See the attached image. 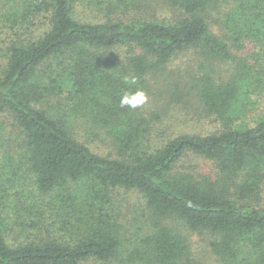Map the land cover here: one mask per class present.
I'll return each instance as SVG.
<instances>
[{
  "label": "trees",
  "instance_id": "1",
  "mask_svg": "<svg viewBox=\"0 0 264 264\" xmlns=\"http://www.w3.org/2000/svg\"><path fill=\"white\" fill-rule=\"evenodd\" d=\"M161 2L172 20L141 18L134 0H0L13 30L0 50V264H206L180 225L206 233L219 264H264V0ZM183 52L193 62L166 73ZM163 68L168 102L149 94ZM137 87L149 103L121 107ZM182 107L215 131L165 138L158 123ZM101 133L118 158L85 143ZM188 156L212 160L214 179ZM117 188L146 202L124 223Z\"/></svg>",
  "mask_w": 264,
  "mask_h": 264
},
{
  "label": "rangeland",
  "instance_id": "2",
  "mask_svg": "<svg viewBox=\"0 0 264 264\" xmlns=\"http://www.w3.org/2000/svg\"><path fill=\"white\" fill-rule=\"evenodd\" d=\"M136 1V5L140 8L139 15L141 18L145 17H151L153 19H166V20H172L174 18V13L172 9L164 3L161 2V0H134ZM0 8H3V3L0 6ZM130 14H134L132 9L129 11ZM42 24L44 23L46 25V21L44 20L43 16H41ZM4 19L0 17V50H2L3 43L13 37V30H9L7 28L10 24L4 23ZM5 25L7 28H5ZM45 27H42L36 32L42 33ZM22 33V32H21ZM120 53H138L139 50L133 49L129 50L128 47H119L117 50H115ZM121 56V55H119ZM123 57V56H122ZM193 59L192 53H181L178 55L177 58H174L170 64L166 66V73H179L177 68H179L181 71H184V67L189 65L190 62ZM4 59L0 56V66L2 64V61ZM164 74V68L160 69L158 71V75L161 76L159 80L154 82V74H149L148 80L151 82V91L150 96L153 99L160 100L167 98V84H169L170 80L165 78ZM165 84V85H164ZM190 106L195 107L194 105H199L194 100L187 101ZM200 108H202L200 106ZM258 109L263 110L264 109V100L259 103L257 106ZM152 111H156V103L154 102L151 106ZM171 112L167 113L165 117H163L162 121L158 123L159 127H164V134H162L165 138L171 135H176L179 132H187V133H200V134H208L215 131V123L214 121H211L210 119L200 120L199 115H202L204 118L205 114L203 111L197 110L194 111L193 109L185 110L183 107L180 109H173L171 108ZM192 112L191 115H187L186 113ZM71 121V120H70ZM102 135V136H101ZM103 137V134H98V136H91L89 137V141H85V143L89 144V146L99 155L108 157V158H118L119 152L115 150V146L109 139L106 138H100ZM160 137H149L148 142L144 141L145 144L149 147L148 149H153L157 146H159L158 141ZM185 166L190 164H195L198 169L211 177H213L214 172V164L212 160H209L207 158H204L202 156H188L186 158V161L183 162ZM114 191V206L119 209L120 217L114 214V217H117V219H121V221L124 223V213L121 210H130L132 212H137V210H140L141 207H144L146 204L144 197L141 195V193L130 190L127 191L124 188H117ZM22 200H27L31 197H24L21 196ZM13 198L11 200L10 205L8 206L7 210L10 212V214L15 217L18 215V212H20L15 206ZM261 201L264 205V185L262 186L261 191ZM13 202V203H12ZM12 203V204H11ZM121 213H123L121 215ZM14 220V219H12ZM172 223V222H171ZM133 225V223L130 224V226ZM171 225V224H170ZM126 234L130 235L134 232H137L140 234L138 230H136L135 227H128L126 228ZM20 230V229H17ZM178 231L181 232V234L185 237V239L188 240L190 243V253L191 255L198 261L204 262L206 264H219V256L214 254L212 249L209 246V243L211 239L206 235V233H199V232H190L186 230L183 226H179L177 228ZM33 237L28 232H22V231H16V232H10L7 236V240L11 243L14 241H20L27 238ZM123 239V238H122ZM124 244V243H123Z\"/></svg>",
  "mask_w": 264,
  "mask_h": 264
},
{
  "label": "clouds",
  "instance_id": "3",
  "mask_svg": "<svg viewBox=\"0 0 264 264\" xmlns=\"http://www.w3.org/2000/svg\"><path fill=\"white\" fill-rule=\"evenodd\" d=\"M124 82L127 84L135 85L137 83V78L135 76L124 77ZM149 103V96L140 87L135 88V90L128 88L123 91L120 96L119 104L121 107H128L131 109L141 108Z\"/></svg>",
  "mask_w": 264,
  "mask_h": 264
}]
</instances>
